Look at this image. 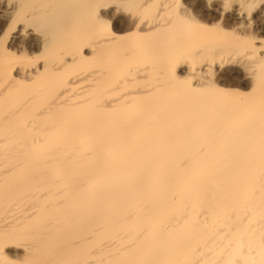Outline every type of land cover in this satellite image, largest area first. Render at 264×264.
<instances>
[{
  "label": "bare ground",
  "instance_id": "bare-ground-1",
  "mask_svg": "<svg viewBox=\"0 0 264 264\" xmlns=\"http://www.w3.org/2000/svg\"><path fill=\"white\" fill-rule=\"evenodd\" d=\"M229 1L0 0V264H264V0Z\"/></svg>",
  "mask_w": 264,
  "mask_h": 264
},
{
  "label": "rangeland",
  "instance_id": "rangeland-1",
  "mask_svg": "<svg viewBox=\"0 0 264 264\" xmlns=\"http://www.w3.org/2000/svg\"><path fill=\"white\" fill-rule=\"evenodd\" d=\"M229 2H231V4L230 5H232V4H234V5H238L239 3H237L235 0H232V1H229ZM203 3L205 4V5H210V4H218L219 6H221V8H226V5H225V0H210L209 2H208V0H203ZM120 5V6H119ZM229 5V6H230ZM116 8H119V9H117L118 10V12H121V13H119V15L123 18V20H128V19H130L131 17H133V15L135 14L134 13V8H133V6L130 4V2H128V3H125V4H116ZM122 6V7H121ZM133 11V12H132ZM229 11H231V8H229ZM146 18H148V16L146 17ZM6 45H9V41H7V44ZM130 69H132V68H130ZM130 69L128 70V71H130ZM126 71V72H125ZM124 72L125 73H123L122 75H121V78H122V76L123 77H126L128 74V71L127 70H125ZM118 89V88H117ZM14 247H16V245H13ZM11 247H12V245H11ZM18 247H20V248H18ZM18 247H16V248H18L19 250L20 249H22V246H18ZM17 249V250H18Z\"/></svg>",
  "mask_w": 264,
  "mask_h": 264
}]
</instances>
